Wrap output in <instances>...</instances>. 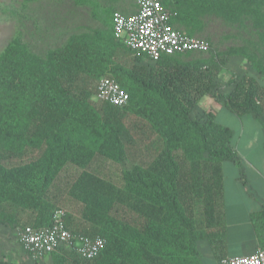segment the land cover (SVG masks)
<instances>
[{
    "label": "trees",
    "instance_id": "obj_1",
    "mask_svg": "<svg viewBox=\"0 0 264 264\" xmlns=\"http://www.w3.org/2000/svg\"><path fill=\"white\" fill-rule=\"evenodd\" d=\"M195 9L227 25L253 18L264 30V0H202ZM242 55L264 75L261 58L244 47L146 66L112 34L75 37L46 60L8 44L0 56V223L49 227L61 208L71 233L105 240L94 259L59 250L52 264H203L201 240L217 255L231 131L211 112L191 113L211 94L237 116L264 114V83L254 76L228 79L231 90L217 92L228 60ZM101 77L128 94L124 107L95 99Z\"/></svg>",
    "mask_w": 264,
    "mask_h": 264
},
{
    "label": "crops",
    "instance_id": "obj_2",
    "mask_svg": "<svg viewBox=\"0 0 264 264\" xmlns=\"http://www.w3.org/2000/svg\"><path fill=\"white\" fill-rule=\"evenodd\" d=\"M126 3L131 7L125 14L136 11L135 0H114L117 6L123 7ZM162 3L170 11L179 13L171 18L172 26L191 37L207 32L211 25H215L214 28L226 26L220 16L196 14L195 8L198 4L202 7V0H162ZM186 8L187 12L192 9L193 13H184ZM209 18L212 22H207ZM258 23V20L243 17L242 24L229 27L230 30L236 29L233 35L217 33L215 36L219 43L226 46L224 51L230 47H244L254 53L258 47L256 44L264 41V32L255 28ZM245 57L232 56L223 70L228 75L235 72L240 77L248 74L257 79L259 75ZM204 100H208L209 104L198 110L197 117L211 112L218 124L227 127L231 131L230 145L234 153V160L224 161L221 168L224 248L216 255L206 240L196 243L203 264H220L221 259L250 255L264 247V114L259 119L250 114L237 116L209 95L200 99L196 110ZM194 116L191 113V117ZM217 117H221L220 122Z\"/></svg>",
    "mask_w": 264,
    "mask_h": 264
},
{
    "label": "rangeland",
    "instance_id": "obj_3",
    "mask_svg": "<svg viewBox=\"0 0 264 264\" xmlns=\"http://www.w3.org/2000/svg\"><path fill=\"white\" fill-rule=\"evenodd\" d=\"M130 4L123 7L114 4V0H0V56L11 42H16L31 55L46 60L49 53L63 50L69 41L75 37H85L97 40L99 37L113 35L112 15L127 13ZM121 8H124L121 9ZM209 17V15H207ZM216 21V20H215ZM207 22H212L211 18ZM211 25L207 32L192 36L207 41L210 50L207 53L192 52L171 57L177 65H186L211 58L216 52H223L226 47L219 43L217 33L232 34L235 25ZM261 32H264L261 31ZM115 38V37H114ZM115 40L118 41L116 38ZM263 41V40H262ZM256 55L264 67V41L256 44ZM227 49V48H226ZM146 66L154 63L143 62ZM240 78L235 72L228 75L226 70L217 80V92L226 93L231 87L226 86L228 79ZM264 83V75L257 77ZM209 96L213 98L211 94ZM208 100L200 103L192 113L197 117L198 110L207 107ZM221 121V117H217ZM219 121V122H220ZM20 227H7L0 223V262L7 264H52V255L41 259H32L21 247L18 241ZM60 251L68 254L69 250ZM73 253V252H71Z\"/></svg>",
    "mask_w": 264,
    "mask_h": 264
},
{
    "label": "built area",
    "instance_id": "obj_4",
    "mask_svg": "<svg viewBox=\"0 0 264 264\" xmlns=\"http://www.w3.org/2000/svg\"><path fill=\"white\" fill-rule=\"evenodd\" d=\"M135 5L136 11L131 14L112 15V29L114 37L143 62L156 63L164 57L210 50L207 41L188 36L172 26L170 20L176 13L164 7L162 0H135ZM95 99L122 108L128 102V94L113 79L101 77ZM64 215V210L58 208L52 214L49 227L20 229L19 244L32 259H41L64 248L81 259L91 260L103 250V238L71 233L65 226ZM220 264H264V247L250 255L221 259Z\"/></svg>",
    "mask_w": 264,
    "mask_h": 264
}]
</instances>
